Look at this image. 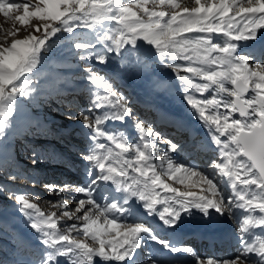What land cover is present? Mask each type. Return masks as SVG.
<instances>
[{
	"label": "rangeland",
	"instance_id": "rangeland-1",
	"mask_svg": "<svg viewBox=\"0 0 264 264\" xmlns=\"http://www.w3.org/2000/svg\"><path fill=\"white\" fill-rule=\"evenodd\" d=\"M203 1L207 3V0ZM11 2L27 3L30 11L35 10L37 6L43 7L40 0ZM186 2L185 5V0H174V3L166 2L160 5L159 0H148L146 6L149 11L166 13L165 17L158 19L147 15L142 7H137L135 0H113L115 5H131V10L137 13L135 18L123 23L111 18L113 14L119 15L118 12H109L107 18L98 19L91 13L90 8H86L83 13L77 11L76 17L79 18L62 17L59 21H42L30 17L26 25L15 19L16 15H23L22 9L14 10L7 18L0 13V50L10 47L16 40H45V43L37 48L29 65L30 70H25L18 80L13 81L17 91L13 93V86H6L5 99L0 101V264L121 262L105 260L95 254L100 248L98 241L93 240L90 235L85 236L82 231L86 223L83 220L85 213L101 226L111 217L122 225L118 229L119 232L127 231L124 225L141 226L145 229L136 237L138 247L125 257L128 264L133 253V256L138 257L137 264H159L156 259L159 253L162 257L170 255L171 258L174 251H180V256L187 260L184 263L169 264H208L212 259L195 256L197 248L192 238L186 247H177L178 250L175 245L176 238L191 225L207 227L212 220H215L213 228L221 221L229 224L228 215L232 214L228 213L241 204L236 203L238 200L234 193L226 194L229 190L234 189L236 192L239 189L238 195L246 191V200L249 194L248 198L256 196L258 201L264 198V192L255 185L246 188L240 181L234 177L229 178L220 171L221 168L219 170L215 166L228 164L229 170L237 171L232 167L229 158H224V153L222 156L220 154L223 149L232 151L235 145L232 144L229 134L221 136L216 132V125L204 117L222 118L228 115L229 122L245 118L239 115V111L225 108V104L235 100L234 96L228 94L229 91H235L229 80L213 84L197 73L184 70L186 67L202 69L207 64L208 58L199 53V48L184 43L185 39L191 41L192 38L202 39V36L196 37L194 32L175 36L169 34L162 38L168 41L167 47L162 43L156 44L152 49L148 47L149 50L142 47L139 41L143 33L139 28L140 24L159 22L163 27L172 15L191 6L194 0ZM175 3L179 7L170 9V5ZM72 7L75 6L66 10L71 13ZM129 25H135L137 33L134 34ZM52 29L58 31L53 34ZM222 37L224 35L220 33L216 39ZM248 64L252 67L264 66V61L255 62L253 57V62ZM205 84L209 86L204 88ZM219 84H223L227 91H222ZM251 88L252 85L249 86L248 93L242 95V99H250L255 95V92L251 93ZM190 99L201 103L193 106L189 102ZM138 101L142 103L139 104ZM208 101L216 103H207ZM144 104L148 106L145 107ZM152 106L159 109L156 112L165 109L166 115H176L179 117L177 120H181V117L186 122L191 118L197 122L199 128L211 131L210 135L212 133L213 139L216 138L213 141H220L219 144L215 142L216 150L212 159L204 163L203 158H208L201 154L203 143H195L202 139L199 137L193 141V149L188 150L189 153L186 152L185 155L182 154L183 150L188 148L184 133L175 138L168 137L171 135L165 136L167 128L155 126L154 116H158L155 115V110L151 109ZM201 111L204 112V117L200 115ZM126 122L132 124L128 129L125 128ZM191 122L189 120L190 124ZM145 131L150 133L151 140L139 144V135ZM109 136L112 139H109ZM117 144L123 147L118 148ZM142 144L147 145L144 146L146 151L151 150L146 157L148 164L145 171L151 170L152 176H159L161 181L181 192L192 191L214 200L221 198L224 209L217 211L216 208L205 210L203 206L198 208L195 205H176L177 198L174 193L165 192L158 185L153 186L150 178L134 170V167L144 168V161L137 164L135 160L138 151H143ZM109 148L111 156L115 155L127 172L118 183L114 182L113 174L108 172L109 164L113 161V157L111 160L109 157ZM100 164L104 165L103 170L99 167ZM176 167L198 172L200 176L181 183L185 173H176ZM105 175L109 176L108 180L103 178ZM173 176L176 179H173ZM201 177H206L215 184L219 196L212 195V190ZM224 181H228L227 185ZM193 182L195 186H192ZM233 182L236 183V188L232 187ZM226 187H229L228 191ZM126 189L129 191L128 195L131 194L129 198L127 195H121L122 190ZM137 189L144 190L134 196L133 193H136ZM140 193L145 195V199L138 196ZM257 193L261 194L257 196ZM20 196L36 207L25 208L18 199ZM150 196L155 197L154 209L147 206V202H151L147 199ZM89 199L93 203H87ZM81 200L85 201L83 205L79 203ZM228 200H234L232 207ZM112 205H116V208L112 209ZM169 205H172L179 216L174 222L166 223L169 218L162 219L160 212ZM253 207L251 209L258 217H264V212L254 204ZM77 208L82 210L78 212ZM101 209L108 211L102 212ZM253 211L245 213L244 221L252 220L256 224ZM34 224L37 227H33ZM50 224H55V227H50ZM259 227L264 229L262 225ZM240 228L239 224L237 230ZM158 233L168 236L159 241ZM61 235H68L70 240L75 242H83L94 249V254L91 257L85 256L75 244L60 241ZM103 238L115 240L118 237L116 232H111ZM261 239L264 241V237L255 236L250 240L253 244H250L259 248L263 242ZM243 243L245 239H241L239 245ZM182 247L189 250L190 256H184L183 251L186 250ZM119 251L122 252L123 249ZM105 252L112 254L107 243ZM243 253L244 251L237 249L231 258H221V261H212V264H243L240 262Z\"/></svg>",
	"mask_w": 264,
	"mask_h": 264
},
{
	"label": "snow or ice",
	"instance_id": "snow-or-ice-1",
	"mask_svg": "<svg viewBox=\"0 0 264 264\" xmlns=\"http://www.w3.org/2000/svg\"><path fill=\"white\" fill-rule=\"evenodd\" d=\"M166 2L174 3V0H159L160 5H164ZM43 7H35V10L30 11V6L27 3H14L11 0H0V13L7 18L10 13L14 10H23V15H16L15 19L21 24H28L30 17L38 18L42 21H59L62 17L79 18L76 17V12H84L86 8L91 9V13L94 14L98 19L101 17L107 18L109 12L116 13L119 15H112V19L123 23L126 20H131L137 16V13L131 10V5L128 7L115 5L113 0H40ZM137 7H142L143 11L150 17H157L162 19L166 13L164 11H149L147 8L148 0H135ZM197 7L183 9V15H172L168 21L164 23L162 27L159 22L155 24H140L139 28L144 32V39L150 44L161 45L164 47L168 46V41L162 39L167 37L169 34L180 35L185 32H220L224 29V35L232 41L246 40L254 38L257 29L264 28V0H211L210 3H203L202 0H195ZM70 6L71 13L66 10ZM179 7V5H174ZM231 13V15H229ZM227 18V20H225ZM239 18V19H237ZM66 23V21H65ZM175 25V27H173ZM130 30L135 34L137 33V27L135 25H129ZM47 30V25H45ZM39 29H37L38 31ZM71 30V29H67ZM58 29H52L53 34ZM47 34V31H46ZM45 43L44 39L28 38L22 40H16L10 47H5L0 50V101L5 99L4 93L6 86H13L14 80H18L19 77L25 72L30 70V62L35 56L37 48ZM185 44H196L205 45V50L208 52L216 51L224 54L223 57H216L210 61V63H217L224 65V71H205L196 67H186L184 70L187 72L197 73L203 77L204 80L209 81L213 84L219 83L221 80H229L234 86L235 91H229V95L234 96L235 100L225 104V108L232 111H239V115L244 117L243 120H232L229 122V116L224 115L222 118L219 116L204 117V112L201 111L200 115L206 120L216 125V131L221 136L226 133L230 135V140L235 147L229 153V162L232 167L237 171L231 170L224 171L229 168L228 164H216L217 168H221L224 171V175L229 178H235L242 183V185L251 187L255 185L261 192H264V66L256 65L255 67L250 66L243 58H236L233 56L235 51L231 45L219 48L213 46L211 41L195 40L189 41L184 40ZM253 86L255 95L250 99H242L243 93H245L249 86ZM209 85H203L207 88ZM222 91L224 89L223 84H219ZM13 93L17 91L16 87H12ZM115 95L114 93L112 94ZM193 106H196L197 101L189 100ZM207 103H216L215 101H208ZM127 113V112H125ZM99 124V121H97ZM141 131L143 127L141 126ZM103 134V133H99ZM109 139H112L109 136ZM220 143L219 140L216 141ZM118 148H122L123 145L117 144ZM147 147V145H145ZM227 148V145L224 146ZM127 151V149H125ZM233 157H243L242 160H234ZM146 160L145 153L138 151L136 157L137 164ZM99 167L103 170L104 165L100 164ZM147 167V165H146ZM134 170L141 175L148 176V172L145 168L135 167ZM176 173L184 172L186 176L181 178L180 182L185 183V180H191L192 177L200 176L198 172L189 170L187 168L176 167L174 169ZM108 172H116V169L109 168ZM242 173V176H241ZM119 175L126 176L127 172L121 170ZM105 180L109 179L108 175L103 177ZM176 179L175 176L172 177ZM135 179V178H133ZM153 186H159L163 188L165 192H171L175 194L177 198L175 200L176 205L188 206L195 205L196 207L216 208L217 211L224 209V202L220 198L219 200L210 199L204 195H198L192 191L181 192L176 188L170 187L167 183L160 180L159 176L153 175L150 177ZM201 180L208 185L209 189L212 190L213 196H219V192L216 190L215 184L207 179L201 177ZM147 188V181L144 182ZM192 186H195L193 182ZM233 188H236V183L233 182ZM139 189H137V192ZM133 194H136L135 192ZM257 196L260 193L256 194ZM140 198L145 199V195L140 193ZM19 201L24 204L25 208L33 209L36 206L31 203H27L23 196H20ZM256 196L250 199L245 198L244 194H239V201H245L248 205H253ZM147 202L149 209H154L155 197L150 196ZM80 205L85 203L81 200ZM87 203H93L91 199ZM229 203H232L229 201ZM239 207H244L243 204H238ZM261 212H264V199L260 200L259 203L254 205ZM112 209L116 208V205L111 206ZM81 208H77L76 211H81ZM187 210V208H185ZM102 212L108 211V209H101ZM68 215V213H65ZM162 219L169 218L165 222H174L178 219L179 213L174 210L172 205H169L160 212ZM83 220L86 222L83 227V234L85 236H91L93 240L98 241L100 248L98 253L105 260H117L123 261L125 257L129 256V253L138 247L136 243V237L139 233L145 231L141 226H126L127 231H117L122 227L121 224L117 223L112 219H108L104 226H101L96 220L90 219L89 215L85 213ZM258 225L264 226V217L256 220ZM249 224L248 220L244 221V225L241 226L240 231L245 233L248 231L246 225ZM50 227H55V224H50ZM37 227V225H33ZM111 232H116L118 237L115 240H106L103 237ZM60 241H67L69 244H75L76 248L82 250L85 256L91 257L94 254V249L89 248L83 242H75L70 240L68 235H61ZM108 244L112 250V254L109 255L105 252V244ZM123 249V251H119ZM246 252H255L257 255L264 257V242H261L259 249H256L252 244L246 245ZM208 264H212L209 261Z\"/></svg>",
	"mask_w": 264,
	"mask_h": 264
},
{
	"label": "bare ground",
	"instance_id": "bare-ground-1",
	"mask_svg": "<svg viewBox=\"0 0 264 264\" xmlns=\"http://www.w3.org/2000/svg\"><path fill=\"white\" fill-rule=\"evenodd\" d=\"M211 0H207V3L208 2H210ZM202 2L204 3L205 1H203L202 0ZM191 3V2H190ZM187 4V2H186V0H185V5ZM174 5H178L177 3H175V4H173V5H170L171 7H170V9H172V8H174L175 6ZM188 6V5H187ZM194 7H197V5L195 4V0H194V3L190 6L189 5V9H191V8H194ZM184 9V8H183ZM183 9L182 10H179L175 15H183ZM229 15H231V13L229 14ZM237 19H239V18H237ZM225 20H227V18H225ZM189 32H185V33H182V34H188ZM220 33H223V35H224V29H222L220 32H213V33H207V32H194L193 33V35H195L196 37H198V36H202V39H199V40H205V39H208V40H210L211 41V44L213 45V46H217V47H219V48H223V47H225V46H228V45H231L232 47H234V49H235V51L233 52V56L234 57H236V58H243L244 57V60H247V62L248 63H251V62H253V53H252V51H251V41H254V40H258V39H260L263 35H264V28H261V29H257L256 30V33H255V35H254V38H256V39H254V38H252V39H254V40H239V41H232V40H230L227 36H225L224 35V37H222L221 39H216V36L218 35V34H220ZM262 33V35H260ZM213 34V35H212ZM181 35V34H180ZM260 36V37H259ZM195 40H198V38H192V40L191 41H195ZM139 41H140V43H141V45H142V47H144L145 49L147 48L148 49V47H150V49H152L156 44L155 43H153V44H150V43H148V41L146 40V39H144V32L140 35V38H139ZM191 45V44H190ZM192 47L194 46V47H196L197 49L199 48L200 49V51H199V53L201 54V55H203V56H205L204 58H208V61H207V64L206 65H204L203 66V70H206V71H213V70H215V71H224L225 70V67L226 66H224V65H219V64H217V63H210V61L211 60H213L214 58H216V57H223L224 56V54L223 53H221V52H216V51H212V52H208V51H206L205 50V45H203V44H201V45H196V44H194V43H192V45H191ZM149 50V49H148ZM255 51H259V50H257V49H255ZM245 55V56H244ZM200 56V55H199ZM242 56V57H241ZM203 58V59H204ZM200 60V59H199ZM206 61V60H205ZM264 61V57L262 56L261 57V63ZM256 62V61H255ZM258 63H259V61H258ZM256 64V63H255ZM254 66H256V65H254ZM253 66V67H254ZM252 90H251V93H253L254 91H253V86H252V88H251ZM136 100V99H135ZM137 103V102H136ZM138 103L139 104H141L142 102L141 101H138ZM143 106H145V107H147L145 104L143 105ZM142 109H144L143 107H142ZM146 109H149V108H146ZM151 109L152 110H155L154 111V113H155V115H157L158 116V118L156 117V116H154V118H155V121H156V123H155V126H157V127H160V128H163V129H165L164 127H166L167 129H165V130H167V133H166V135L165 136H168V135H171V136H168V137H178V136H180L182 133H184V136H185V134H187L188 135V138H187V141H188V143H187V146H188V148L187 149H184L183 150V152H182V154H186V152H188L189 153V151L188 150H191V149H193L192 147H193V145H192V143H193V141H195V139L197 138V137H199V138H202V142L201 143H203V147H202V151H201V154H203V156H206V158H208V159H211V157L213 156V153H214V151L212 150V149H214L213 148V146H212V142L211 141H213V140H215L216 138L214 137V139H213V135H212V133H211V135H210V132L211 131H209L207 128H202V127H200L199 128V126L197 125V122H195V120H193V119H191V118H189V120L190 121H192L191 122V124L189 123V120L188 121H186V122H184L183 121V119L180 117V119L181 120H177L178 118H177V116L176 115H174V117H170V116H168V115H166V110L164 111V110H160V111H158V112H156L157 111V109L158 108H155L154 106H152L151 107ZM159 110V109H158ZM147 111V110H146ZM188 111V110H187ZM198 111V110H197ZM196 112V111H195ZM192 113V112H191ZM191 113H188V115L189 114H191ZM180 114V113H179ZM198 114V113H197ZM184 115V114H183ZM190 117V116H189ZM125 123V122H124ZM135 123V122H134ZM209 123V122H208ZM123 125V124H122ZM130 125H132V124H129V122L127 123L126 122V126H125V128H129V127H131ZM123 127V126H122ZM215 128V127H214ZM209 129H210V127H209ZM212 130V129H211ZM213 132H214V130H212ZM217 132V131H216ZM163 133V132H162ZM227 134V133H226ZM130 135H132V134H130ZM134 135V134H133ZM132 135V136H133ZM214 135H215V133H214ZM217 135V134H216ZM183 136V137H184ZM130 138H131V136H130ZM222 138V137H221ZM136 140V139H135ZM150 140H151V135H150V133H147L146 131L145 132H142L140 135H139V141H141V142H138L139 144L140 143H147V142H150ZM166 141V140H165ZM201 141V140H200ZM211 142V143H210ZM143 144H142V146H143ZM142 146H141V148H142ZM145 146V145H144ZM144 146H143V152L145 153V156L147 157L149 154H150V152H151V150H145L144 149ZM168 151V150H167ZM170 151V150H169ZM168 151V152H169ZM171 152H173V151H171ZM187 153V154H188ZM221 153L223 154H225L226 155V157H225V155H224V158H227V157H229V153H231V149L229 150V149H227V150H221ZM115 155H113V156H111V151H110V148H109V157H110V160L112 159V157H113V161H111L110 162V164H109V168H114V169H116V172H111L112 174H113V179H114V182L115 183H118L119 182V180H120V178L121 177H123L124 178V176H121V175H119V172L121 171V170H124V168H123V166L121 165V162H119L118 161V159H116L115 157H114ZM117 157V156H116ZM234 160H241L240 158H237L236 157V159H235V157L233 158ZM136 160V159H135ZM185 161V160H184ZM144 168L146 167V165L148 164V158H146V160L144 161ZM224 165V164H223ZM136 166V165H135ZM140 167V166H139ZM135 168V167H134ZM219 170H220V168H219ZM151 171V170H150ZM150 171H148V178H150L151 176H152V173L150 172ZM221 172H224V171H222V170H220ZM185 176H186V173L184 174ZM184 176V177H185ZM118 178V179H117ZM227 178V177H226ZM187 182H188V180H186ZM192 181V180H191ZM111 183V182H110ZM114 183V184H115ZM151 184H152V181H151ZM110 185V184H109ZM120 186V185H119ZM118 186V187H119ZM106 187H108V186H106ZM112 187V186H111ZM123 188V187H122ZM127 190V189H126ZM124 191V190H122V196H123V194L124 195H127L128 196V198L129 197H131V194L130 195H128V193H129V191L127 190V191ZM144 189H142V191H143ZM124 191V192H123ZM140 192H142L141 190H139ZM139 191L138 192H136V194L137 193H139ZM246 192V191H245ZM136 194H134V196L136 195ZM261 194V193H260ZM138 196H140V195H138ZM248 197V196H247ZM252 198V197H251ZM147 199H148V197H147ZM250 199V198H249ZM261 199V198H260ZM262 199H264V198H262ZM260 201H258L257 199L254 201V205H255V203H259ZM156 203V202H155ZM228 214H231V213H228ZM227 214V215H228ZM232 215H228V217H231ZM203 217V216H202ZM110 219H112L111 217H109ZM5 221H8L7 219H4ZM123 221H125V219H123ZM222 224H225V221L223 222V221H221V223H219L218 225H217V227L216 228H221V226H222ZM249 226H247V227H249V229H253L254 227H255V224L253 223V221L252 220H249V224H248ZM195 228L194 227H191V229L189 230V231H193ZM117 231H119V230H117ZM115 233V232H114ZM183 234H185V232L183 233ZM257 236V235H256ZM263 238V237H262ZM187 239L188 238H183L182 239V243L181 244H186L187 242ZM74 244V243H73ZM108 245V244H107ZM176 249H177V247H176ZM256 249H259L258 247H256ZM175 250V249H174ZM174 252H176V251H174ZM187 254H188V252H187ZM133 255H135L134 253L133 254H131V256L132 257H130V261H129V263L130 264H135V263H131V261H133L135 258H133V257H135V256H133ZM132 258V259H131ZM138 258V257H137ZM263 259H264V257H263ZM126 259H124L123 261H121V262H116L115 264H128V263H126L127 261H128V259L125 261ZM172 260V259H171ZM186 260H187V258H186ZM250 261H251V257L250 256H248V255H246V256H241L240 257V262H242L243 264H245V262H246V264H251L250 263ZM175 262H176V260H175ZM177 262H185V259H179V260H177ZM96 264H98V263H96ZM137 264V263H136ZM252 264H255V263H252Z\"/></svg>",
	"mask_w": 264,
	"mask_h": 264
},
{
	"label": "water",
	"instance_id": "water-1",
	"mask_svg": "<svg viewBox=\"0 0 264 264\" xmlns=\"http://www.w3.org/2000/svg\"><path fill=\"white\" fill-rule=\"evenodd\" d=\"M248 91H249V89L245 93H243V95L246 94Z\"/></svg>",
	"mask_w": 264,
	"mask_h": 264
}]
</instances>
